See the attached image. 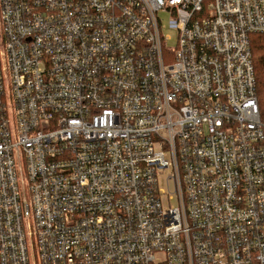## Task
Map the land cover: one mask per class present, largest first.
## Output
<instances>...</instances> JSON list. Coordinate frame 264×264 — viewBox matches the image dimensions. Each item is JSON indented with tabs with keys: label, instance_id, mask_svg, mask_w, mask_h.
<instances>
[{
	"label": "built area",
	"instance_id": "built-area-1",
	"mask_svg": "<svg viewBox=\"0 0 264 264\" xmlns=\"http://www.w3.org/2000/svg\"><path fill=\"white\" fill-rule=\"evenodd\" d=\"M254 33L264 0H0V264H264Z\"/></svg>",
	"mask_w": 264,
	"mask_h": 264
},
{
	"label": "trees",
	"instance_id": "trees-1",
	"mask_svg": "<svg viewBox=\"0 0 264 264\" xmlns=\"http://www.w3.org/2000/svg\"><path fill=\"white\" fill-rule=\"evenodd\" d=\"M250 47L256 78V94L260 117L264 121V34H250Z\"/></svg>",
	"mask_w": 264,
	"mask_h": 264
},
{
	"label": "rangeland",
	"instance_id": "rangeland-1",
	"mask_svg": "<svg viewBox=\"0 0 264 264\" xmlns=\"http://www.w3.org/2000/svg\"><path fill=\"white\" fill-rule=\"evenodd\" d=\"M161 18L164 22V24H166V16L161 15ZM163 33L166 34L167 36H169V40L167 41V45L170 47H174L175 45V33L168 27H165L163 30ZM166 174V172H165ZM165 174H163L162 176L159 177V182L161 184L162 187H165ZM171 205L175 204L174 200H170L169 202Z\"/></svg>",
	"mask_w": 264,
	"mask_h": 264
}]
</instances>
